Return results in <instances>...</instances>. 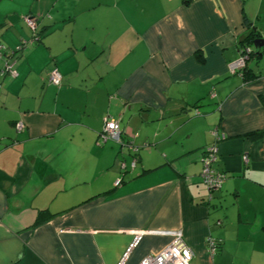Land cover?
I'll use <instances>...</instances> for the list:
<instances>
[{"label":"crops","instance_id":"obj_1","mask_svg":"<svg viewBox=\"0 0 264 264\" xmlns=\"http://www.w3.org/2000/svg\"><path fill=\"white\" fill-rule=\"evenodd\" d=\"M26 17L41 41L17 50ZM251 31L264 0H0V264H138L173 230L191 264H264V54L236 65ZM104 117L136 153L102 141Z\"/></svg>","mask_w":264,"mask_h":264},{"label":"built area","instance_id":"obj_2","mask_svg":"<svg viewBox=\"0 0 264 264\" xmlns=\"http://www.w3.org/2000/svg\"><path fill=\"white\" fill-rule=\"evenodd\" d=\"M26 23L28 26L35 31L36 25L33 17H26ZM33 42V39L30 40V43ZM5 47L3 44H0V60H3V66L0 69V78L4 77H12L16 74L14 69V63L8 62L6 58L3 59V51ZM251 53V49L249 47H244L240 49V56L236 61V65L240 68L244 67L246 61L249 58V54ZM48 81L50 84L55 86H59L62 81V76L59 70L56 67H53L48 72ZM1 85V84H0ZM17 129H21L22 124H17ZM211 136L214 141L212 144L207 145L201 156L202 169L200 171V177L202 182L205 184L206 188L209 191V197L215 191H218L222 187V183L224 182L226 175L223 172H220L216 169L215 165L218 160V149L217 142L224 138V135L217 127H214L210 131ZM100 136L103 142L107 140L115 141L120 145V147H127L133 152H137L138 148L128 141H124L122 137V132L119 126L118 119H113L110 117L103 118V129L100 132ZM243 160L246 162V155L243 156ZM136 158L133 157L130 167L132 168L135 165ZM119 167L122 171L126 170V164L124 161L119 162ZM121 182V179L118 178L115 181V185H118ZM156 232V231H155ZM158 233H164L170 235V242L167 246H165L160 251L145 256L138 264H191V260L193 258V250L186 243L183 233L180 230L173 231H158ZM140 238V235L136 236L133 243L129 246L128 250L134 246ZM210 251L213 253L217 248V243L213 239L208 240Z\"/></svg>","mask_w":264,"mask_h":264},{"label":"trees","instance_id":"obj_3","mask_svg":"<svg viewBox=\"0 0 264 264\" xmlns=\"http://www.w3.org/2000/svg\"><path fill=\"white\" fill-rule=\"evenodd\" d=\"M36 25V24H35ZM255 36H257V34L254 32V31H251L246 37H245V39H243L241 42H240V49L241 48H244V47H249L250 49H251V43H252V41H253V39L255 38ZM31 39H33V42L34 43H37V42H39V41H41V35H40V32H39V30L37 31L36 29H35V31H33V35L31 36ZM29 40H21V46L20 47H18V49L17 50H22L25 46H27L28 44H29ZM5 47V46H4ZM11 53H9V51L7 50V48H5V50L3 51V59L4 58H6V60L8 61V62H13V61H10L9 60V57L12 55V53H13V51H10ZM254 52L252 51V49H251V53L249 54V58H248V61H249V59L251 58V56H252V54H253ZM0 61H2V65L0 66V69L2 68V66H3V60H0ZM247 63V62H246ZM245 79H248V77H249V75H248V73H246L245 72ZM7 77H9V76H7ZM47 77H48V74H47ZM4 78H6V77H4ZM4 78H0V80L1 79H4ZM258 134H260V133H254L253 135L255 136V135H258ZM39 222H41V219L40 218H37V220L35 221V224H38Z\"/></svg>","mask_w":264,"mask_h":264},{"label":"water","instance_id":"obj_4","mask_svg":"<svg viewBox=\"0 0 264 264\" xmlns=\"http://www.w3.org/2000/svg\"><path fill=\"white\" fill-rule=\"evenodd\" d=\"M251 45L253 46L252 51L254 54L261 56L264 54V38H261V36L257 35L253 39Z\"/></svg>","mask_w":264,"mask_h":264}]
</instances>
